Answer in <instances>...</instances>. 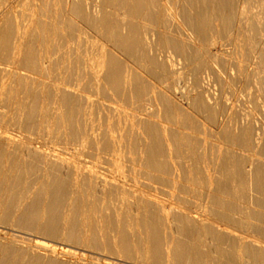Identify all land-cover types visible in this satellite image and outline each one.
Returning <instances> with one entry per match:
<instances>
[{
    "label": "bare ground",
    "instance_id": "6f19581e",
    "mask_svg": "<svg viewBox=\"0 0 264 264\" xmlns=\"http://www.w3.org/2000/svg\"><path fill=\"white\" fill-rule=\"evenodd\" d=\"M10 2L0 264H264V0Z\"/></svg>",
    "mask_w": 264,
    "mask_h": 264
},
{
    "label": "rangeland",
    "instance_id": "374dc122",
    "mask_svg": "<svg viewBox=\"0 0 264 264\" xmlns=\"http://www.w3.org/2000/svg\"><path fill=\"white\" fill-rule=\"evenodd\" d=\"M30 3L31 4L34 3V0H11V2L8 5H6V7H7L6 9L13 8L12 10L15 13H16V11L18 9L21 10L22 12H25L27 10L29 12V4ZM256 8L253 9L254 12H255ZM17 12L21 13L19 11H17ZM256 12H258V10ZM90 40L92 41L93 39H90ZM210 89L212 90V92H215V93L219 92V86L216 83H212ZM253 91H254V89H253L252 86L251 87H246V88H240V87H235V86L233 87V86L227 85L225 87L224 97H225V101L228 104H232L234 106H237L243 113L251 114L253 119L255 120L256 124L258 125V127L262 128L263 125H264V118H262L261 114H259V112L254 109V105L252 103H250V101H248V98L250 97V93H253ZM21 138H23V137H21ZM31 143L34 146H36L37 148H39V149H42V148L45 147L43 144L35 141L34 139L31 140ZM82 158H83V160H82ZM82 158L80 157V159L82 161H84V162L88 161L87 163H90L89 162L90 160H88L89 159L88 157H82ZM84 159H86V160H84ZM104 164H101V167H103V168H104V166L106 167V165H104ZM108 165H107L106 168H107L108 171H110V174H112V175H113V173H114V175H118L119 174V172H118L119 168L116 167V165H113V164H110V163H108ZM101 167H100V169H101ZM106 168L104 170L105 172H106ZM101 170H103V169H101ZM14 233L15 232H13V234ZM14 235L15 236H22L23 234L19 235V233L16 232ZM223 247L226 248V249H229V247H227L226 245H223Z\"/></svg>",
    "mask_w": 264,
    "mask_h": 264
}]
</instances>
